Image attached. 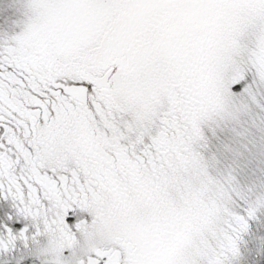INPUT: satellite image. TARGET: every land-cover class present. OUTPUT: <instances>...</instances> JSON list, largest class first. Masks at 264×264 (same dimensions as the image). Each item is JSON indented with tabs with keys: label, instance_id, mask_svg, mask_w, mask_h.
Listing matches in <instances>:
<instances>
[{
	"label": "snow or ice",
	"instance_id": "obj_1",
	"mask_svg": "<svg viewBox=\"0 0 264 264\" xmlns=\"http://www.w3.org/2000/svg\"><path fill=\"white\" fill-rule=\"evenodd\" d=\"M0 264H264V0H0Z\"/></svg>",
	"mask_w": 264,
	"mask_h": 264
}]
</instances>
